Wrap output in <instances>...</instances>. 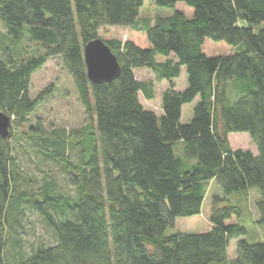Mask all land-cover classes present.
<instances>
[{
	"label": "trees",
	"instance_id": "1",
	"mask_svg": "<svg viewBox=\"0 0 264 264\" xmlns=\"http://www.w3.org/2000/svg\"><path fill=\"white\" fill-rule=\"evenodd\" d=\"M143 1L0 0V112L25 128L0 138V264H264V243L241 239L235 257L227 255L232 240L246 235L239 204L251 193L259 196L254 223L264 228V0H154L192 12L153 23L138 20ZM103 27L133 35L104 41L120 75L93 84L83 50ZM24 40L37 52L23 55ZM54 58L87 120L69 134L39 120L29 125L53 92L48 86L32 99L31 76ZM140 70L168 84L160 116L139 102V94L153 99L152 83L135 78ZM183 70L185 88L176 90ZM194 101L182 124L183 107ZM232 133H246L256 153L233 149ZM20 137L60 168L71 194L54 180L20 190L11 144ZM209 183L221 193L205 202ZM25 210L42 220L53 244L22 253ZM201 214L210 232L165 235L176 218Z\"/></svg>",
	"mask_w": 264,
	"mask_h": 264
},
{
	"label": "rangeland",
	"instance_id": "2",
	"mask_svg": "<svg viewBox=\"0 0 264 264\" xmlns=\"http://www.w3.org/2000/svg\"><path fill=\"white\" fill-rule=\"evenodd\" d=\"M174 11H179L185 16H189L192 9L184 3H178L174 10L162 8L156 5L154 0H144L139 9L138 20H149L152 23L157 18H168L173 15ZM264 25V24H263ZM0 32L4 33V28L0 24ZM132 31L129 28L120 27H103L97 32V37L102 41L111 39L120 40L122 42L132 38ZM21 52L23 55H31L37 52L38 47L26 40L21 42ZM157 61H163L162 57H156ZM135 78L142 82H151L153 99L147 100L139 94V102L144 109L152 111L156 116L161 114V96L168 89V84L165 81L157 82L155 76L149 70L135 71ZM186 76L185 71H182L181 77L175 81L174 88L181 90L185 88ZM48 86H52L53 92L50 96L45 97L38 105L33 116L29 118V125H34L37 120L42 123L46 130H60L65 134H69L73 130H77L87 123L83 109L81 108L74 89L71 78L63 68L59 58L49 59L44 67L34 73L30 80V96L36 98ZM197 101L185 105L182 111L181 123H187L192 117V109ZM14 119L11 120L9 133L16 135L24 131L25 128H20ZM19 127V128H18ZM229 144L233 149L250 150L256 153L254 145L251 143L246 133H232L228 136ZM14 148V157L16 159L17 171L20 179L18 181L20 190L37 191L44 180H54L58 191L71 194L73 189L67 184L65 175L60 168L50 161H41L32 148L26 143V138H19L17 141H11ZM72 158L77 157V151H70ZM255 192V191H254ZM221 193L219 188H216L214 183H209L207 188V202L212 195ZM257 194V193H256ZM236 196V195H235ZM233 196V204L236 205V197ZM259 200V196L253 193L250 195V200H242L239 204L241 208L240 223L246 230V235L238 240H232L228 249V258L235 257V245L239 240H245L250 244L264 243V228L256 225L254 219L257 216L255 202ZM22 228L18 229L19 238L22 240V253H29L31 244L44 242L53 244L49 230L45 227L42 220L29 210H25L21 219ZM211 226L204 216L196 215L189 218H176L172 227L165 231V235L171 234H205L210 232ZM8 254V258H11Z\"/></svg>",
	"mask_w": 264,
	"mask_h": 264
},
{
	"label": "water",
	"instance_id": "3",
	"mask_svg": "<svg viewBox=\"0 0 264 264\" xmlns=\"http://www.w3.org/2000/svg\"><path fill=\"white\" fill-rule=\"evenodd\" d=\"M87 79L93 84L109 83L120 75V66L109 47L99 38L88 42L83 50ZM11 119L0 112V138L9 135Z\"/></svg>",
	"mask_w": 264,
	"mask_h": 264
}]
</instances>
